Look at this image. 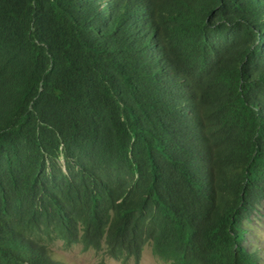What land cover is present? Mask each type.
<instances>
[{
    "label": "trees",
    "instance_id": "16d2710c",
    "mask_svg": "<svg viewBox=\"0 0 264 264\" xmlns=\"http://www.w3.org/2000/svg\"><path fill=\"white\" fill-rule=\"evenodd\" d=\"M264 0H0V264H264Z\"/></svg>",
    "mask_w": 264,
    "mask_h": 264
},
{
    "label": "rangeland",
    "instance_id": "374dc122",
    "mask_svg": "<svg viewBox=\"0 0 264 264\" xmlns=\"http://www.w3.org/2000/svg\"><path fill=\"white\" fill-rule=\"evenodd\" d=\"M249 231L252 235L247 238V246H251L254 241H259L260 245H264V206L260 214L255 215L249 224ZM52 249L66 264H169L168 261H163L154 255L149 244L145 245L137 263L133 260L122 263L103 252H95L92 249L82 250L79 244L70 249H64L61 242H57Z\"/></svg>",
    "mask_w": 264,
    "mask_h": 264
},
{
    "label": "clouds",
    "instance_id": "9594fccd",
    "mask_svg": "<svg viewBox=\"0 0 264 264\" xmlns=\"http://www.w3.org/2000/svg\"><path fill=\"white\" fill-rule=\"evenodd\" d=\"M145 247V246H144ZM144 249V248H143Z\"/></svg>",
    "mask_w": 264,
    "mask_h": 264
}]
</instances>
